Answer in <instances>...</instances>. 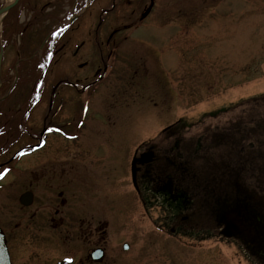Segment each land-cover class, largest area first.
I'll use <instances>...</instances> for the list:
<instances>
[{
    "label": "rangeland",
    "instance_id": "1",
    "mask_svg": "<svg viewBox=\"0 0 264 264\" xmlns=\"http://www.w3.org/2000/svg\"><path fill=\"white\" fill-rule=\"evenodd\" d=\"M21 1L12 14L19 30H3L0 17L3 72L17 53L29 58L38 51L20 64L17 98L0 106V225L12 232V264L75 262L68 238L65 244L50 238L59 221L38 231L41 239L32 243L13 231L15 225L23 230L22 220L6 223L21 215L17 193L28 188L38 201L25 217L48 211L53 216L75 206L85 235L91 222L96 225L107 264H260L239 243L219 235L212 216H202L207 203L231 193L236 206L259 207L257 224L264 221V0ZM13 2L0 0V6ZM51 32L59 34L49 41L54 45L49 51ZM45 56L41 78L37 65ZM66 75L82 79L81 102L77 110L65 102L57 110L55 101L49 110L50 88ZM37 80L43 81V98L24 116L23 104ZM71 89L63 86L60 92L75 102L67 94ZM54 115L68 133L48 126ZM27 128L37 136L48 128L43 146L16 155L28 143L37 144ZM65 139L74 145L60 146ZM145 153L159 160L149 156L146 164L140 157ZM132 160L138 161L133 173L139 190L147 168L155 180L164 164L179 166L175 186L182 198L172 184L182 206L179 219L169 216L171 207L163 206L170 202L162 204L157 194L167 180L136 191ZM45 171L57 177L41 178L48 176ZM184 216L192 223L182 224Z\"/></svg>",
    "mask_w": 264,
    "mask_h": 264
},
{
    "label": "flooded vegetation",
    "instance_id": "2",
    "mask_svg": "<svg viewBox=\"0 0 264 264\" xmlns=\"http://www.w3.org/2000/svg\"><path fill=\"white\" fill-rule=\"evenodd\" d=\"M15 57H16V59L19 60L20 54L17 53L15 55ZM10 71H12V74H10ZM16 77L18 79L20 78V69H19V64L13 62L12 65L9 66V68L4 70V72L2 71L1 79L3 81H5L6 83L11 84L10 78L15 79ZM81 81H82V79H80L78 77L76 78V77L71 76V75L70 76L66 75L65 77H61V79L56 82L55 86H52L50 88V93L47 97V99L49 100L48 101L49 110L52 109L53 103L55 101L57 102L56 103L57 110L62 109V104L64 102L68 103L69 105H73L74 108H76V110H77V107L79 106V103L81 102L80 94L82 93V91L78 89V85H81ZM1 85H2V81H1ZM1 85H0V87H1ZM63 86L67 87V88H72L71 89L72 91L67 93V94L74 95L76 98L75 102H72V100L71 101L65 100L66 99V93L64 91H63V93L60 92L61 91L60 89H62ZM39 94H41L40 95V100H41L43 98L42 92H40ZM17 96H18L17 92L11 93L12 100L16 99ZM32 96L33 95H30L29 100ZM19 109H20V107H19ZM54 117H55V115L48 118V126L57 127L58 129L64 131L65 134L68 133V131L66 129L67 127L64 126L63 124L61 125V124L57 123L54 120ZM46 121H47V119H46ZM44 130L46 131V129H43L38 134L39 138H36V137H38L37 134H35V133L32 134V130L27 128V131H28L27 136L29 138L32 136L33 140H37V144H38L41 142L40 137L43 136ZM62 141L65 142L64 144L60 145L62 147L74 145V144H72V142L70 140L65 139ZM28 145L31 148H32V146H34V144H31V143H28ZM149 156H150V158H152L151 159L152 162L159 160L158 156H156L155 154H153L152 156L149 155V153L147 155H146V153L143 155H140V157H142L144 160L146 158H148ZM78 157L79 156H77V159H78ZM154 157H155V159H154ZM150 158H149V160H150ZM145 162H146V160H145ZM146 164H148V163L146 162ZM174 168H176V169H174ZM172 169H174V171H172ZM45 172H48V171H45ZM45 172H42V173H45ZM137 172H140V170H138ZM146 172H147V177H146ZM177 173H179V166L177 167L175 165V163L174 164H171V163L168 164L167 163V164H164L163 166H161V171L159 172V177H158V179L154 180V178H151L152 176H150L148 178V168H147L145 173L142 176L143 185H141L140 190L138 189V183H136L135 180H133L134 186L136 187L138 192L139 191L142 192V190L143 191L148 190L149 189L148 187L151 185L154 187L155 186L158 187V183L164 182L165 180H167L168 184H166V187L158 188L157 193L160 191H164V190L168 191V192L162 193L163 197L169 198V195H170L172 198V204L174 205V204H177L175 202V199H177L178 197L175 194V192L172 190L173 189L172 184L176 188L178 193L180 192V190H182V189H179L177 186H175V175ZM45 174H47V173H45ZM51 174L53 176H51ZM183 174L184 173L182 172V175ZM47 175L48 176L42 175L41 178L55 179L57 177L55 175V172H48ZM136 175L134 176V178H136ZM188 175H191L190 172H188ZM44 184H46V182ZM32 190H34V189L28 188V189L22 190V192H20V193H17V194H19V196L17 197L18 204L20 205L19 210L22 213H21V215L17 213L18 218L15 215H13V216H15L14 220H8L6 222L9 224V223L15 222L19 219L22 220V221L19 220L20 221L19 224L24 225L23 230L21 229V226L18 227L17 225H15L14 230H13V231H18V230L21 231V234H16L18 236L17 237L18 239H27V240L29 239L30 243H32L34 240L37 241L38 238L41 239L39 237L38 231H41V229H44L45 227L46 228L49 226L53 227L55 225V223L59 221L58 228L53 229V232H52V235H50V238L53 241L57 240L58 242H60V240L62 239L63 244H65L66 238H68L70 240V249L69 250H74L72 252H74V254L76 253L74 264H107V260H106L107 250L104 246H100V243L98 241L99 231L95 232V229H96L95 226L96 225L91 222L90 227H92V230H91L90 234L85 235L83 232L85 220L82 217V213H80L81 210L80 209L78 210V208H76L75 206H69L65 212L60 210V208H59V211L58 212L56 211L53 216H51V212L48 211V212H39V213L35 212L34 214H31V215H28V217H25L26 212L27 213L30 212L31 211L30 208L33 207L34 205H36V202L38 201L37 197L35 196V194ZM72 190H73L72 188L69 189V192ZM240 191L241 190H239L238 187L235 188V192L239 193ZM70 193L73 194L72 192H70ZM166 193L169 195H165ZM24 194H30L31 195V203L29 205H27V207H23L25 205L20 203V198ZM158 194H161V193H158ZM16 196L14 197L12 206H14V204H15ZM233 204H235V203L234 202L226 203V202H222L221 200H219V201L216 200V202L207 203V206H205L207 210H205V213L203 214L202 218H205L206 216H209V217L212 216L211 219L215 222L216 228H218V229L221 228V230H218L219 235L222 234V236H224L225 238H230L229 240H233L236 243H239L244 248V250L247 251L251 256L255 257L260 262V264H264V221H261L262 222V225H260L261 227L257 224V223H260V222H258V220L261 218L259 211H258L259 207H257V206H233ZM56 207H58V206H56ZM167 207L168 208L171 207L169 216H171V218L173 220L179 219V217H181L179 214V211H180V207H182V206H178V204H177V206H165L164 208H167ZM183 208H187V206H183ZM51 209H53V208H51ZM59 215H62V217H60V219H58ZM55 217H58V218H55ZM198 217H201V216L198 214ZM229 220L231 221V223L236 224L235 227H238L237 231L236 230L233 231L232 229H227V226H228L227 222ZM169 221L170 220H167V222H169ZM244 221L249 222V224L245 225L243 223ZM180 222L182 224L183 223H192L191 219L188 216L182 217ZM15 224H16V222H15ZM4 228H6V225H5V223H2L0 225V229L2 230V232L4 234L7 249L9 252L10 262L12 264V259H11L12 250H11L10 241H9L12 232L8 234ZM222 229H223V231H222ZM170 232L173 235L176 234L175 229H170ZM254 232L257 233V234H255V236H254ZM42 240H43L42 242H45L48 245V247L52 245V240L46 239V238H43ZM84 244L87 245V249H83ZM71 246L75 247V248H72ZM96 250H102L103 251V258L101 261H98V260L95 261L92 257V252L96 251Z\"/></svg>",
    "mask_w": 264,
    "mask_h": 264
},
{
    "label": "trees",
    "instance_id": "3",
    "mask_svg": "<svg viewBox=\"0 0 264 264\" xmlns=\"http://www.w3.org/2000/svg\"><path fill=\"white\" fill-rule=\"evenodd\" d=\"M20 5H22V1H20L19 2V4L18 5H16L14 8H12L10 11H9V13L7 14V16H6V18L4 19V26H3V28H4V30H6V28H7V26L8 27H10V29L11 30H13L14 32H16L17 31V26H18V30H19V28H20V26H19V22L18 23H16L15 22V20H14V18H13V16L14 15H12L13 14V12H14V10H15V12H16V10L18 9V7L20 6ZM0 8H1V6H0ZM11 18V19H10ZM8 19H10V21L8 22ZM13 20H14V22H13ZM6 39H8V38H6ZM36 54L38 53V51H37V49L34 51ZM22 57H23V55H21ZM16 89L14 88V89H12V86L10 85V84H8V83H6L5 81H3L2 80V85H1V87H0V106L1 105H3V104H7L6 103V101H8V100H6V101H4V97H8V94L10 93H12V92H14ZM10 98H11V96H10ZM28 100H29V95H28V98H27V100H26V102H24V104H23V106H24V110H26L27 109V107H28ZM23 108V107H22ZM2 112V111H1ZM0 112V113H1ZM25 116V115H24ZM20 129L17 131L16 130V136H18L19 135V133H20ZM22 132V131H21ZM149 191V190H148ZM150 195H151V198H153V197H157V196H155L154 195V192L153 191H151L150 193H149ZM180 196H181V198L183 197L182 195H181V193H180ZM160 199V198H159ZM161 199H162V201H163V203L162 204H167L166 202H170V205L171 206H177V204H172V201L168 198V197H162L161 196ZM153 200V199H152ZM169 200V201H168ZM163 207H165V206H163Z\"/></svg>",
    "mask_w": 264,
    "mask_h": 264
},
{
    "label": "water",
    "instance_id": "4",
    "mask_svg": "<svg viewBox=\"0 0 264 264\" xmlns=\"http://www.w3.org/2000/svg\"><path fill=\"white\" fill-rule=\"evenodd\" d=\"M18 0H14L13 4L4 7L3 9L0 10V16L4 15L6 12L9 11L10 8H12ZM1 58V57H0ZM20 203L27 206L31 203V195L30 194H24L21 196L20 198ZM227 229H232L233 231L238 229V227H235L236 224L231 223V221L229 220L227 222ZM92 257L95 260H100L103 257V252L100 250H97L95 252H93ZM0 264H11L10 263V259H9V255H8V251H7V247H6V241L4 238V235L2 233V231L0 230Z\"/></svg>",
    "mask_w": 264,
    "mask_h": 264
},
{
    "label": "snow or ice",
    "instance_id": "5",
    "mask_svg": "<svg viewBox=\"0 0 264 264\" xmlns=\"http://www.w3.org/2000/svg\"><path fill=\"white\" fill-rule=\"evenodd\" d=\"M59 33H54V35H58ZM50 131H51V129H50ZM68 264H72V261L71 260H69L68 261Z\"/></svg>",
    "mask_w": 264,
    "mask_h": 264
}]
</instances>
